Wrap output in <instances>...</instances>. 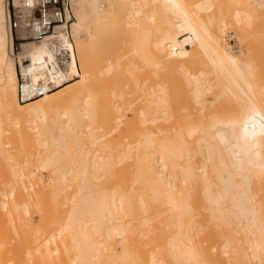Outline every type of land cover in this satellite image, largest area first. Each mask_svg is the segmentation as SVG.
Listing matches in <instances>:
<instances>
[{
	"label": "bare ground",
	"instance_id": "6f19581e",
	"mask_svg": "<svg viewBox=\"0 0 264 264\" xmlns=\"http://www.w3.org/2000/svg\"><path fill=\"white\" fill-rule=\"evenodd\" d=\"M263 8L72 0L69 26L14 61L0 0V264H216L214 229L231 223L223 259L264 264V41L235 53L224 36ZM22 58L55 88L18 101ZM31 137L43 149L20 158Z\"/></svg>",
	"mask_w": 264,
	"mask_h": 264
},
{
	"label": "built area",
	"instance_id": "2783aa9c",
	"mask_svg": "<svg viewBox=\"0 0 264 264\" xmlns=\"http://www.w3.org/2000/svg\"><path fill=\"white\" fill-rule=\"evenodd\" d=\"M9 26L12 30L16 51L22 41L54 39L58 28H67L73 19L72 0H10ZM62 55V54H61ZM27 58L17 60V99L25 102L54 89L52 81L38 79L31 82L24 74Z\"/></svg>",
	"mask_w": 264,
	"mask_h": 264
},
{
	"label": "rangeland",
	"instance_id": "374dc122",
	"mask_svg": "<svg viewBox=\"0 0 264 264\" xmlns=\"http://www.w3.org/2000/svg\"><path fill=\"white\" fill-rule=\"evenodd\" d=\"M7 3H8V5H10V3H11V1L10 0H7ZM256 25L255 26H253V28L252 29H247V30H244V31H231L230 29H226V33L224 34V36H225V39H226V43L228 44V46H230L231 48V50H235L234 52L235 53H239L240 51V53H242V51L244 52L245 50H246V47L248 46V45H255L256 47H258L259 49H262V40L264 41V8L259 12V17H258V19L256 20ZM234 33V35L232 36L230 33ZM13 34V33H12ZM84 36V35H83ZM232 37V38H231ZM15 40V39H14ZM15 43L17 42L16 40L14 41ZM28 42H31L30 43V45H29V48L30 49H32V48H35V47H37V46H40L41 45V43H42V41L41 42H36V41H28ZM15 43H14V46H13V49H12V53L14 54L13 55V59H14V61L16 60V55H18V51H19V55H20V50L18 49V51H16V48H15ZM262 44V45H261ZM264 52V51H263ZM262 52V53H263ZM262 55H264V53L263 54H259L258 56H256V59L258 58L259 60H256V62H257V66H259L258 68H260V69H262V71L264 70V56H262ZM260 56H262V59H260ZM259 61V62H258ZM255 62V63H256ZM260 64H262V66H260ZM77 70H79V68H77ZM264 72V71H263ZM77 75H78V73H76ZM79 79V77H75V81L76 80H78ZM71 82H73V81H71ZM70 82V83H71ZM212 97H213V95H211ZM223 99H225L227 102H232V97L231 96H227V98H226V96L225 97H223L222 99H221V101H223V102H225ZM227 102H225V103H227ZM2 125H5V124H3L2 122H0V126L2 127V129H3V127H6V125L5 126H2ZM3 130H5V128L3 129ZM10 132V131H9ZM5 134V136L6 135H8L9 133H8V131L6 132V131H3L2 132V134ZM33 138V139H32ZM12 139V138H11ZM35 138L34 137H31V139L29 140V139H27V141L29 140V142H27V143H25V148L23 149V151L22 152H20V154L19 153H17L18 154V156L20 157V158H25V155L27 154V153H29L30 152V154H28L29 156H32L33 158L39 153V151L40 150H42L43 148L41 147V145H36V143L37 142H35L36 140H34ZM3 140V139H2ZM7 140H8V138H7ZM3 141H6V139L4 138V140ZM9 145H8V143L6 144V145H4V149H7V150H5L6 152L8 151L9 153H14V148L16 147V143H18L17 142V140L15 139V138H13L12 140H10L9 139ZM31 143H33V144H31ZM35 143V144H34ZM16 144V145H15ZM19 144V143H18ZM31 144V145H30ZM5 146H7V147H5ZM13 146V147H12ZM28 149V150H27ZM27 150V151H26ZM13 151V152H12ZM9 153H7V154H9ZM10 155V154H9ZM35 163H36V161H35ZM36 172L39 174H37L38 176H39V181H41V182H43L45 185H47L49 182H50V178H51V176H52V172H51V169L50 168H45V169H40L39 168V170H38V168H37V170H36ZM74 181L72 180V181H70V183H73ZM11 184L12 183H9V184H3V185H1L0 186V188H1V190H0V195H7L8 193H9V191H10V188H11ZM71 190H72V187L71 186H69L68 188H67V191H65L66 193H67V195H70V193H71ZM31 217H32V220L33 221H36L37 220V216L34 214H32L31 215ZM228 218H230V217H228ZM230 219H233V218H230ZM233 221H236V220H231V222H233ZM224 222V224H227L228 222H226L225 223V221H223ZM222 222V223H223ZM237 222V221H236ZM215 223H217V222H215ZM219 223H221V222H219L218 221V223H217V225L215 226L216 228H218V226L220 227V225H218ZM221 223V224H222ZM236 225V224H235ZM225 226V225H224ZM229 227V228H226V227ZM227 226H225L224 228H222L223 230H221L220 228V230L219 229H214L215 230V234H216V236H215V242L217 243V248L219 249L220 247H219V244H220V241H222L221 239L223 238V237H227L226 235L228 234V235H230V233H231V231L233 230V226H232V223H231V225L230 224H227ZM214 227V228H215ZM221 227H223V226H221ZM232 227V230L230 229ZM236 228L237 227H239V232H243V230L241 229V227L240 226H235ZM227 229V230H226ZM230 229V230H229ZM238 229V228H237ZM226 230V231H225ZM234 230H236L235 228H234ZM218 231V232H217ZM221 232V233H220ZM225 232H226V234H225ZM229 232V233H228ZM220 233V234H219ZM233 233V232H232ZM234 235H232L231 234V237H235V236H237L238 235V232H237V234H236V232H234L233 233ZM244 234V233H243ZM243 234H239V236H243ZM238 236V237H239ZM241 236V237H242ZM221 237V238H220ZM234 237H233V239H234ZM237 238V239H242V238ZM224 238V239H225ZM229 238V237H228ZM223 239V240H224ZM226 240V239H225ZM216 243H215V250H217L218 251V254H217V251H216V253H215V250H214V254L216 255L217 254V259H219V261H217V262H215L216 264H226L225 262H227V261H229V262H227V263H229V264H231V260L230 259H223V257L225 258L226 257V255L227 254H224L223 252H222V248L220 249L221 250V255L219 254V250L218 249H216ZM222 243V242H221ZM221 245V244H220ZM223 253V254H222ZM223 255V256H222ZM222 256V257H221ZM228 256V255H227ZM215 257V256H214ZM215 257V258H216ZM221 258V259H220ZM228 258H229V256H228ZM216 261V260H215ZM221 261V262H220ZM220 262V263H219Z\"/></svg>",
	"mask_w": 264,
	"mask_h": 264
}]
</instances>
